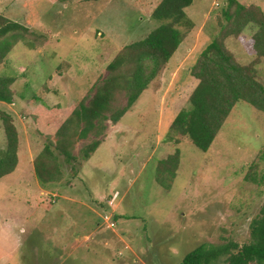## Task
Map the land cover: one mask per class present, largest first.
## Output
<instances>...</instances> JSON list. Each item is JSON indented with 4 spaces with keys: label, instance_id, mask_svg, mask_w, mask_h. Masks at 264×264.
Masks as SVG:
<instances>
[{
    "label": "rangeland",
    "instance_id": "374dc122",
    "mask_svg": "<svg viewBox=\"0 0 264 264\" xmlns=\"http://www.w3.org/2000/svg\"><path fill=\"white\" fill-rule=\"evenodd\" d=\"M161 1L0 0V15L28 29L12 32L26 36L0 67V75L15 79L11 86L15 103L0 104V109L11 115L19 136L16 169L0 180V264H181L202 244L250 241V224L264 206V113L245 103L238 105L207 152L174 131V141H169L168 134L175 118L191 108L189 99L199 84L193 69L201 53L224 35V25L232 27L238 5L264 10V0H233V4L194 0L186 9L194 27L182 28L186 38L177 52L118 123L104 120L102 134L95 136L96 130L86 139L75 137V126H67L70 133L62 138L72 139L74 158L58 150V125L47 130L36 124L35 115L39 119L45 107L73 111L82 102L89 104L110 78V65L119 53L160 26L153 12ZM226 12L234 18L227 21ZM254 32L250 24L242 37L248 39ZM225 45L242 65L255 59L239 37H229ZM130 67L117 73L131 76ZM257 68L264 82V65ZM127 103L128 90L117 88L106 116L120 112ZM93 141H100V146L86 158ZM177 149L176 171L160 169L159 163ZM5 150L0 117V152ZM45 163L58 166L60 174L42 184L37 170H43ZM96 191L99 199L105 195L101 204L93 195ZM115 191L122 200L113 196L117 227L109 229L102 224L98 205L106 208ZM70 195L79 203L64 199ZM58 211L84 224L86 233L100 231L116 241L113 250L108 252L93 240L88 245L97 257H83L73 254L68 238L67 252L59 254L64 257H56L51 252L55 236L51 239L46 224L61 222ZM33 223L43 224L44 230L40 226L29 230ZM60 242L64 244V239Z\"/></svg>",
    "mask_w": 264,
    "mask_h": 264
},
{
    "label": "trees",
    "instance_id": "16d2710c",
    "mask_svg": "<svg viewBox=\"0 0 264 264\" xmlns=\"http://www.w3.org/2000/svg\"><path fill=\"white\" fill-rule=\"evenodd\" d=\"M58 1L73 3L78 0ZM193 2L194 0H162L153 12V18L160 23V26L143 40L128 45L119 53L110 65V78L97 90L89 104L82 102L79 109L73 111L57 107L50 109L45 107L44 111L39 109L43 115L39 119L35 115L37 126L54 130L58 125L60 140L57 144L58 150L63 155L74 158L71 153L72 139L68 136L66 139L62 138L64 134L70 133L67 126H75L72 134L78 139H86L96 130L99 131L93 134L98 137L102 134L101 122L110 120L118 123L135 104L139 96L149 87L157 71L169 63L186 38L182 28L190 30L194 27L192 18L186 12ZM230 2L235 3L233 0ZM236 16L232 27L224 25V35L214 38L201 53L193 69V75L199 80V84L190 96L191 108L187 111L183 110L175 118L168 134L169 141H174V135H171L174 131L189 138L199 150L207 152L232 111L239 108L238 105L245 103L264 113V82L260 80V72L257 68L264 65V10L256 6L238 5ZM226 18L229 21L234 16L226 12ZM6 22L7 24L1 27ZM250 24L255 28V32L250 38L244 39L242 34ZM18 30L27 32L28 29L0 15V67L5 63L13 47L26 36L12 33ZM231 36L239 37L246 53L255 57L250 64L238 63L227 49L225 41ZM129 65H131L129 70H132L131 76L124 77L123 73L122 75L117 73L123 66ZM151 67L153 69L150 73H146ZM14 80V77L6 74L0 75V102L15 103L14 92L11 89ZM117 88L128 90L127 106L107 117L106 114L110 112V100ZM0 117L7 141V150L0 152V179H2L11 174L18 164L19 136L11 115L0 109ZM175 142L178 143L176 139ZM99 146L100 141H93L84 156L88 158ZM179 156L180 150L177 149L175 155L159 163L160 169L176 171L180 161ZM45 165L47 166H44L43 170H37L42 184L55 181V173L60 174L58 166H48L47 163ZM45 174L47 178H44ZM250 235V241L244 244L236 241L220 245L202 244L190 252L181 264H217L221 260L225 264H264V206L250 224Z\"/></svg>",
    "mask_w": 264,
    "mask_h": 264
},
{
    "label": "crops",
    "instance_id": "0c3cea01",
    "mask_svg": "<svg viewBox=\"0 0 264 264\" xmlns=\"http://www.w3.org/2000/svg\"><path fill=\"white\" fill-rule=\"evenodd\" d=\"M0 104H5V103L0 102ZM12 104H14V103H12ZM7 176L8 175H6L5 177H7ZM5 177H3L2 179H4ZM2 179H0V180H2ZM67 187H71V186H67ZM114 187H115V184L113 183L112 184V188H114ZM116 192L119 195L121 194L119 191H115V193ZM48 193H52V192H48ZM93 195H95V198H96L95 200L99 201V203L101 204V199L105 195L103 197H101L100 199H99V197L101 196V194H99L98 191L94 192ZM57 196H59V195H57ZM110 196H111V194L109 195V197ZM64 199L69 200L68 202L77 203V204L79 203L78 199L77 198H73V196H71V195L69 197H65ZM119 199L122 200L121 197H119ZM55 202H56V200H55ZM62 203H64V201ZM83 205L87 206V207H90V206H88V204H86V202H84ZM70 207L74 208L71 205H70ZM98 207L102 211V213L100 215V218H102L103 213L105 211H107L108 208L107 207L106 208L105 207H100V205H98ZM75 208H77V207H75ZM119 209H120V206H119ZM113 210H114V214L118 213V207H115ZM51 211H52V207L49 208V212L48 213H50ZM58 212H59L58 214L61 217V222L60 223L59 222H55V223H52V224H46V222H44L46 224L47 230L51 234V239H52L53 236H55L52 239L53 243L55 244L54 245L55 246V248H54L55 250L51 251V252H54L56 254V257H64V256H61V255L65 254L67 252L68 248L65 245V244H67L65 242L67 241L68 238L72 239V242L69 244V248L72 250L73 254H76V253L78 254L80 252V255H82L83 257H92V254H93V257H97L96 255H94L93 249L88 245L93 240H95V242L98 243V244H102L106 251L110 252L111 250H113L112 247L114 246V244H116V241L107 239L103 234L100 233V231H90V232L86 233L85 232L86 229L84 227V224L80 225L79 223L72 222V218L68 219L66 217L65 213H63V211H58ZM39 226L42 228V230H44L43 224L36 225L34 223H33V227H31L29 230H31V231L37 230V229H39ZM97 229H100V228H97ZM40 234H41L40 238L44 239L45 238V231L43 233H40ZM60 238L64 239V244H62L60 242ZM118 238L123 240L122 237H118ZM46 241H49V240H46ZM60 246H62L64 249H61ZM81 249L85 250V252L84 251H80ZM59 254H61V255H59Z\"/></svg>",
    "mask_w": 264,
    "mask_h": 264
},
{
    "label": "built area",
    "instance_id": "2783aa9c",
    "mask_svg": "<svg viewBox=\"0 0 264 264\" xmlns=\"http://www.w3.org/2000/svg\"><path fill=\"white\" fill-rule=\"evenodd\" d=\"M113 196H115L116 199L119 198V194L115 193L112 195V197L107 201V207L110 209L109 211H106L103 213L102 216V222L104 225H106L107 228L109 229H115L117 227V223L114 219V208H115V198H113Z\"/></svg>",
    "mask_w": 264,
    "mask_h": 264
},
{
    "label": "clouds",
    "instance_id": "9594fccd",
    "mask_svg": "<svg viewBox=\"0 0 264 264\" xmlns=\"http://www.w3.org/2000/svg\"><path fill=\"white\" fill-rule=\"evenodd\" d=\"M113 194H114V193H113ZM113 194H111V197H112ZM111 197H110V198H111ZM119 197H120V195H119ZM110 198H109V199H110ZM109 199H108V200H109ZM113 215H114V219L116 220V214L113 213Z\"/></svg>",
    "mask_w": 264,
    "mask_h": 264
}]
</instances>
